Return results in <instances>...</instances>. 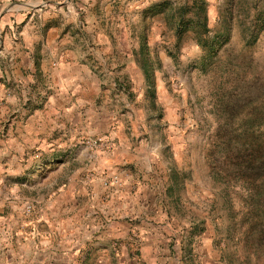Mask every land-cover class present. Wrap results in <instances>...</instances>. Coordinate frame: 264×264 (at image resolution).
<instances>
[{
	"label": "rangeland",
	"instance_id": "1",
	"mask_svg": "<svg viewBox=\"0 0 264 264\" xmlns=\"http://www.w3.org/2000/svg\"><path fill=\"white\" fill-rule=\"evenodd\" d=\"M52 29L85 82L39 118ZM140 191L163 213L153 264H264V0H0V231L69 245L53 223ZM133 232L113 246L146 264Z\"/></svg>",
	"mask_w": 264,
	"mask_h": 264
},
{
	"label": "crops",
	"instance_id": "2",
	"mask_svg": "<svg viewBox=\"0 0 264 264\" xmlns=\"http://www.w3.org/2000/svg\"><path fill=\"white\" fill-rule=\"evenodd\" d=\"M56 32L52 29L42 39L44 45L46 44V49L40 59L39 67L43 83L47 86L50 85L51 90L48 91L49 89L46 88L47 90L44 92L47 91L48 94L43 96L45 100H42L40 106H34L37 102L29 103L28 106V108H37L34 114L39 118H44L46 115H67L71 113L72 106L70 105L69 95L72 92L74 93L71 84H83L85 82V77L82 76L85 69H82L79 65H74V63L71 65L64 59L59 60L57 63L54 62V56L58 51L56 48L57 41L54 39ZM12 56L15 59L18 55L13 53ZM31 57L32 55L29 53L23 55L21 63L16 62L18 69L21 70L23 65L28 69L35 68L34 57L33 59ZM53 65L59 67H53ZM75 66L76 69H74ZM78 70L80 75L77 76L76 81H72L76 78L75 72ZM28 80L31 81V78L29 77ZM20 109L22 110L24 107ZM99 117H102L100 113ZM31 119L35 118L29 116L27 119L28 124L31 123ZM101 121L102 118L99 119V122ZM41 122L44 123L42 120ZM147 191H149V188H146L144 193H147ZM141 193L142 191L136 193V196L125 197L124 199H111L108 205L105 206L106 209H103V213L94 216V219H101L102 216L104 218V221L98 222L97 225L90 227L88 220L91 214L83 213L72 214L68 221L64 223L65 226L53 223V227L57 228L52 229V232L58 235L65 231V234L68 235L69 245L61 242L49 244L48 241L29 238L24 234L25 229L14 230L10 227L2 229L0 231L3 233V238L0 239V264H131L129 248H118L113 244L123 240L128 243L134 230L140 234V239L145 240L141 246L144 262L153 264V259L149 260L150 250L151 253L154 252L159 255L158 253L162 249L161 243L164 241L161 239L164 236L162 226L156 223L162 221L161 216L163 213L157 211L151 216L149 212L154 208H158L156 206L157 199H145L146 194L142 195ZM144 214L146 215L144 216ZM140 216H144V219L149 222L142 220L141 224H137L136 218ZM14 231H19L17 233L20 240L15 237ZM37 233L40 234V231L37 230ZM163 259V257L157 258L155 263L163 264Z\"/></svg>",
	"mask_w": 264,
	"mask_h": 264
},
{
	"label": "built area",
	"instance_id": "3",
	"mask_svg": "<svg viewBox=\"0 0 264 264\" xmlns=\"http://www.w3.org/2000/svg\"><path fill=\"white\" fill-rule=\"evenodd\" d=\"M114 181L117 182V183H119V179H118V177H115V178H114Z\"/></svg>",
	"mask_w": 264,
	"mask_h": 264
}]
</instances>
